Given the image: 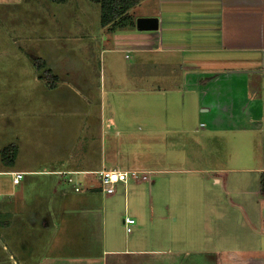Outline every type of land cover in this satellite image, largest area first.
I'll return each instance as SVG.
<instances>
[{
  "label": "crops",
  "instance_id": "0c3cea01",
  "mask_svg": "<svg viewBox=\"0 0 264 264\" xmlns=\"http://www.w3.org/2000/svg\"><path fill=\"white\" fill-rule=\"evenodd\" d=\"M130 13L133 26L92 35L110 63L100 86L69 64L73 85L56 76L51 87H69L95 116L38 171L54 189L30 197L27 171L15 161L0 171L17 190L0 191L10 264H264V0H142ZM140 17L158 28H138ZM105 167L147 178L103 195L88 178ZM13 171L24 173L17 185ZM66 172L91 184L74 191ZM55 181L70 187L58 192ZM126 213L137 221L130 232ZM26 221L36 228L29 239Z\"/></svg>",
  "mask_w": 264,
  "mask_h": 264
},
{
  "label": "rangeland",
  "instance_id": "374dc122",
  "mask_svg": "<svg viewBox=\"0 0 264 264\" xmlns=\"http://www.w3.org/2000/svg\"><path fill=\"white\" fill-rule=\"evenodd\" d=\"M101 14V4L91 0L65 2L0 0V171L5 168L12 169L8 163L2 161V150L12 144L16 149V164L14 163L13 169L27 171L26 182L24 181L23 185V190L27 194L38 190L49 192L51 186L52 190L54 189L50 179L46 180V177L50 178V176L38 171L49 168V161L56 162L57 155L64 153L66 149L63 147L64 137L69 138L81 131L84 126L92 124L95 119V116L91 118L85 115L87 104L84 101H76L72 97L76 93H70L69 87H61L59 94H56L44 77L46 71L51 70L58 78L60 77L63 84L73 85L71 72L66 70L67 65L73 64L74 77L77 80H82L85 69L91 70L93 82L96 86H100V72H103L105 64L110 69V63L107 60L108 54L101 55L99 47L102 45H99L92 35L107 32L105 35L109 38L110 33L113 32L104 27ZM79 36L83 39L77 40L76 37ZM117 56L119 57L120 54ZM121 61L125 62L124 57H121ZM82 66H84L83 70ZM51 81L53 82L54 79L52 78ZM87 81L84 79L82 82L87 83ZM96 90L91 92L93 105H97L95 101L99 96ZM56 95L63 97L62 105L56 104L60 101L55 97ZM55 105H60L57 113L53 109ZM86 148L87 146L84 149ZM34 171L36 173L32 174ZM15 172L20 171H13L12 179ZM58 177L57 172L56 181ZM88 179L93 181L92 188L104 195L99 172L89 176ZM9 180V177L0 176V191L8 193L17 191L16 189L13 191L7 182ZM56 181L55 188H58V192L62 188L70 187L68 183L63 182L60 185ZM81 182L78 190L72 185L74 191L87 190L86 186L91 184ZM117 190L122 194L124 186L119 183ZM211 192L213 191L207 189L208 195H211ZM5 197L0 198V264H10L8 258L14 257L10 255L12 249L8 250L4 247L2 238L1 223L4 218L3 211H6L1 202ZM203 221H205L203 224L205 230L213 233L216 227L209 224L208 216ZM231 221L228 222V226L232 225V228L236 229L237 223ZM240 222L237 224L239 229L242 228V224L244 227L242 219ZM24 226L26 239H29L36 228L29 226L27 221ZM30 242L34 246L38 243Z\"/></svg>",
  "mask_w": 264,
  "mask_h": 264
},
{
  "label": "trees",
  "instance_id": "16d2710c",
  "mask_svg": "<svg viewBox=\"0 0 264 264\" xmlns=\"http://www.w3.org/2000/svg\"><path fill=\"white\" fill-rule=\"evenodd\" d=\"M56 2H65L67 0H54ZM99 2L102 7V24L108 30H118L123 28H129L133 26L135 22L134 16L130 13V9L140 3L142 0H91ZM40 62V59L38 60ZM44 62V61H42ZM41 64V63H40ZM51 70H47L44 79L49 82L51 87L54 86L56 75ZM52 78L54 81L52 82ZM3 161L12 164L16 159V149L13 145L4 147L2 150ZM263 189H264V172L262 174Z\"/></svg>",
  "mask_w": 264,
  "mask_h": 264
},
{
  "label": "built area",
  "instance_id": "2783aa9c",
  "mask_svg": "<svg viewBox=\"0 0 264 264\" xmlns=\"http://www.w3.org/2000/svg\"><path fill=\"white\" fill-rule=\"evenodd\" d=\"M67 173V172H66ZM64 173L65 179L68 183L71 185H74L76 187V190L80 189V183L75 179L72 175H67ZM24 173L23 172H15L13 173V179L12 182L14 185L20 183V181L23 179ZM99 177L102 183V190L107 195H112L117 192V185L119 183L128 184L131 178H139L143 177V179L147 178V175L141 174L137 170H123L118 168H103L99 171ZM1 197V192H0ZM136 219L129 215L125 214L123 218V224L126 227L127 231H132Z\"/></svg>",
  "mask_w": 264,
  "mask_h": 264
},
{
  "label": "water",
  "instance_id": "95a60500",
  "mask_svg": "<svg viewBox=\"0 0 264 264\" xmlns=\"http://www.w3.org/2000/svg\"><path fill=\"white\" fill-rule=\"evenodd\" d=\"M138 28L140 29H157L158 19L153 17H140L137 21Z\"/></svg>",
  "mask_w": 264,
  "mask_h": 264
}]
</instances>
